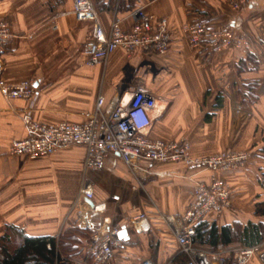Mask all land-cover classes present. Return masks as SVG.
<instances>
[{
	"label": "crops",
	"instance_id": "obj_1",
	"mask_svg": "<svg viewBox=\"0 0 264 264\" xmlns=\"http://www.w3.org/2000/svg\"><path fill=\"white\" fill-rule=\"evenodd\" d=\"M231 1L93 0L106 32L116 17L129 29L134 22L129 14L137 8L154 19L167 18L171 32L165 54L118 48L104 66L88 63L93 23L76 18L74 0H0V20L11 31L8 43L0 47V78L10 83L32 80L35 89L32 99H7L0 89V236L8 225L29 236L59 238L69 226L118 223L128 233L107 264H141L145 259L172 264L185 253L157 210L184 214L196 183L210 181V170L142 160L134 173L117 153H108L100 170L86 172L85 150L79 145L35 159L11 151L13 141L29 134L22 119L27 109L44 123L83 122L95 111L100 95L109 115L120 101H128L139 82L153 85L160 97L152 137L185 139L193 155L249 153L240 168L215 175L229 183L232 195L230 205L212 220L227 225L256 219L255 202L264 199V0H250L238 10L231 8ZM195 21H204L216 33L229 25L249 46L214 49L206 39L201 47H193L182 27ZM253 83L258 98L244 104L246 86ZM242 104L244 112H239ZM246 111L252 113L248 119ZM85 178L92 182L93 201L105 204V212L81 215L77 210ZM140 213L149 216L148 230L133 225L131 219ZM92 244L93 236L91 242L80 244L81 256L62 257L93 264ZM239 249L242 246L220 245L213 254L201 250L212 264H222L226 253L233 251L235 256ZM252 261L262 264L257 257Z\"/></svg>",
	"mask_w": 264,
	"mask_h": 264
},
{
	"label": "built area",
	"instance_id": "obj_2",
	"mask_svg": "<svg viewBox=\"0 0 264 264\" xmlns=\"http://www.w3.org/2000/svg\"><path fill=\"white\" fill-rule=\"evenodd\" d=\"M249 1L232 0V8L238 10L240 5ZM73 12L78 20L93 23L92 38L86 47L90 64L105 65L118 48H123L128 53L143 49L165 54L171 46L168 19H154L141 8L130 12L129 17L134 22L129 29L123 27L122 18L116 17L109 32L105 31L93 0H74ZM182 31L193 47H201L206 39L214 49L224 46L243 49L249 46L246 38L234 37L229 25H224V29L216 33L204 21H195L183 25ZM10 38L9 24L0 20V47L8 43ZM0 89L7 99H32L35 93L32 80L10 83L0 78ZM159 102L160 97L154 90L144 82H139L133 87L128 101H120L109 115L104 112L105 97L100 95L95 111L83 122L62 120L44 123L36 120L32 110L27 109L22 114V119L29 134L13 141L11 151L13 154L35 159L52 155L62 148L79 145L85 150L86 172L100 170L108 153H117L134 173L141 169L138 163L142 160L155 164L182 162L191 167L207 165L222 169L236 168L245 160L242 154L225 153L214 158H195L192 157L190 146L186 142L152 137L153 113L159 107ZM230 198L229 185L212 175L209 182L202 180L196 183L193 198L184 214H167L157 210L158 217L171 230L181 250L189 256V260L184 264H212L211 257L204 250L195 251V225L211 213H223L230 205ZM93 199L92 182L85 178L76 202V208L81 215L86 212L105 211L106 205L96 203ZM88 200H92L93 205L89 204ZM125 220L130 218L125 217ZM131 220L137 230H148L150 227L149 216L145 213H140ZM120 230L121 225L118 223H102L95 228L91 248L93 264H107L115 248L120 245ZM254 257L264 264L262 245L242 248L235 253L238 264H253ZM60 264L82 263L76 259L62 257ZM141 264L157 263L145 259Z\"/></svg>",
	"mask_w": 264,
	"mask_h": 264
},
{
	"label": "trees",
	"instance_id": "obj_3",
	"mask_svg": "<svg viewBox=\"0 0 264 264\" xmlns=\"http://www.w3.org/2000/svg\"><path fill=\"white\" fill-rule=\"evenodd\" d=\"M251 57L253 61L256 60L253 55ZM246 88L248 94L242 102L253 103L258 98L254 91L256 83L247 85ZM217 105H222L221 100ZM218 215L211 213L196 223L193 236L195 246L213 254L220 245L248 248L264 244V199L261 197L255 202V220L219 225L212 220ZM94 230L91 227L69 226L59 238H55L29 236L18 227L8 225L0 236V264H60L63 254L68 257L81 256L84 249L80 244L91 242ZM188 259L186 253H180L172 264H184ZM222 264H238L233 251L225 254Z\"/></svg>",
	"mask_w": 264,
	"mask_h": 264
},
{
	"label": "rangeland",
	"instance_id": "obj_4",
	"mask_svg": "<svg viewBox=\"0 0 264 264\" xmlns=\"http://www.w3.org/2000/svg\"><path fill=\"white\" fill-rule=\"evenodd\" d=\"M249 2H247V3H244V4H242V5H240V8L242 7V6H244V5H246V4H248ZM230 5H231V8H232V1L230 2ZM239 8V9H240ZM233 9V8H232ZM233 10H235V9H233ZM235 38H237L236 36H234ZM233 42V41H232ZM248 44H249V41H248ZM246 48H248V47H245V48H243V50L244 49H246ZM162 55V54H161ZM105 65H106V63H105ZM104 65V66H105ZM151 87H153V85L151 86ZM150 87V88H151ZM239 112H244V106H243V104L242 105H240V107H238V109H237ZM252 116V113L251 112H249V111H246L245 112V117L248 119V118H250ZM178 140V139H177ZM180 141H181V139H180ZM183 142H186V143H188L189 144V142L187 141V140H185V139H183L182 140ZM189 146H190V144H189ZM190 152H191V154H192V157H197V158H202V157H206V158H214V157H216V156H218V155H221V154H227V155H234V154H237V155H239V154H242L245 158V160L241 163V164H239L236 168L235 167H231V168H227V169H222V168H213L212 166H207V165H205V166H202V167H199V166H196L195 167V169L197 170V172H198V170L199 169H203V170H210V172L212 173V175H216L217 173H218V171H223V170H233V169H238V168H240L247 160H248V158H249V153L247 152V151H245V150H223V151H221V152H219V153H215V154H205V155H193V153H192V151H191V149H190ZM246 155V156H245ZM188 166V165H187ZM224 183L225 184H227V185H229V183L228 182H225L224 181ZM229 187H230V190H231V195H232V188H231V186L229 185ZM264 189V188H263ZM263 191V190H262ZM230 203H231V198H230ZM86 208V206L84 207V209ZM105 212V211H104ZM103 213V212H102ZM196 249H200V248H198L197 246H195V251H196ZM201 250V249H200ZM200 250H198V251H200ZM207 253V252H206Z\"/></svg>",
	"mask_w": 264,
	"mask_h": 264
},
{
	"label": "water",
	"instance_id": "obj_5",
	"mask_svg": "<svg viewBox=\"0 0 264 264\" xmlns=\"http://www.w3.org/2000/svg\"><path fill=\"white\" fill-rule=\"evenodd\" d=\"M89 204L93 205V201L92 200H88ZM128 233L127 228L124 226L118 233L120 238H123L126 234Z\"/></svg>",
	"mask_w": 264,
	"mask_h": 264
}]
</instances>
